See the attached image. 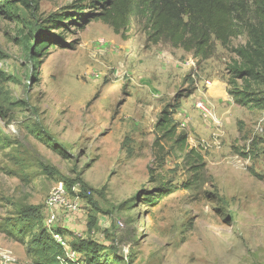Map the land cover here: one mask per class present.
Masks as SVG:
<instances>
[{"label": "rangeland", "instance_id": "374dc122", "mask_svg": "<svg viewBox=\"0 0 264 264\" xmlns=\"http://www.w3.org/2000/svg\"><path fill=\"white\" fill-rule=\"evenodd\" d=\"M73 1L0 10V230L21 239L0 231V253L35 264L31 236L60 230L77 264H90L73 247L81 241L99 246L100 264H264V103L241 107L228 94L233 55L218 45L197 65L191 53L146 44L136 20L127 40L99 22L51 29L70 46L33 63L26 38ZM167 105L202 151L198 189H187L179 154L155 160ZM59 184L78 210L56 208L51 226ZM27 207L36 218L21 217Z\"/></svg>", "mask_w": 264, "mask_h": 264}, {"label": "trees", "instance_id": "16d2710c", "mask_svg": "<svg viewBox=\"0 0 264 264\" xmlns=\"http://www.w3.org/2000/svg\"><path fill=\"white\" fill-rule=\"evenodd\" d=\"M40 2L0 0V10L7 14L19 5L36 12ZM136 20L143 22L146 44L166 43L173 49L191 53L197 65L211 59L216 47L221 46L233 55L227 84L234 103L241 107L264 103V0H74L60 14L46 18L44 29L26 38L25 47L30 59L38 65L53 47L70 46L50 34L51 29L83 30L90 23L99 22L127 40ZM238 37H244L245 43L233 47L231 41ZM173 114L172 106L167 105L157 117L154 157L161 163L166 157L179 154L190 174L187 189H198L207 179L204 157L200 148L188 145L186 134L178 132V126L172 122ZM2 142L0 137V150ZM36 213L27 207L20 215L32 219ZM0 231L21 243L12 231L3 228ZM73 247L86 255L88 263L100 264L97 260L100 248L96 244L81 241ZM27 254L36 259L35 264H66L58 259L59 244L45 230L31 236Z\"/></svg>", "mask_w": 264, "mask_h": 264}, {"label": "built area", "instance_id": "2783aa9c", "mask_svg": "<svg viewBox=\"0 0 264 264\" xmlns=\"http://www.w3.org/2000/svg\"><path fill=\"white\" fill-rule=\"evenodd\" d=\"M65 194L67 195L66 190L64 189L62 184H59L53 189L48 200V206L51 212L47 220L48 225L52 226V224L56 220V213L53 212L54 210H57L56 208L65 207L72 212H76L78 210V206L76 203H69L66 201ZM51 234L53 240L57 244H59L61 248V255L58 257L59 261L66 264H77V253L70 248L68 242L64 239V237L57 233L53 234L51 232ZM0 264H16V260L7 252L0 253Z\"/></svg>", "mask_w": 264, "mask_h": 264}]
</instances>
